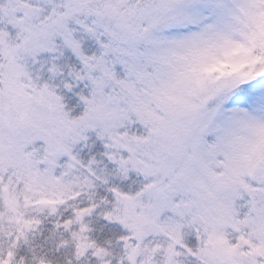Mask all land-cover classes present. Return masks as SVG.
Returning a JSON list of instances; mask_svg holds the SVG:
<instances>
[{
  "label": "snow or ice",
  "instance_id": "snow-or-ice-1",
  "mask_svg": "<svg viewBox=\"0 0 264 264\" xmlns=\"http://www.w3.org/2000/svg\"><path fill=\"white\" fill-rule=\"evenodd\" d=\"M0 264H264V0H0Z\"/></svg>",
  "mask_w": 264,
  "mask_h": 264
}]
</instances>
